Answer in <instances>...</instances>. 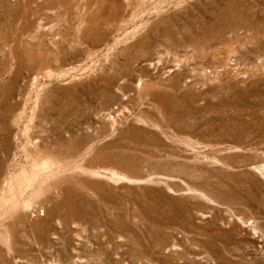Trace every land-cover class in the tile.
Listing matches in <instances>:
<instances>
[{
  "label": "rangeland",
  "instance_id": "obj_1",
  "mask_svg": "<svg viewBox=\"0 0 264 264\" xmlns=\"http://www.w3.org/2000/svg\"><path fill=\"white\" fill-rule=\"evenodd\" d=\"M0 264H264V0H0Z\"/></svg>",
  "mask_w": 264,
  "mask_h": 264
}]
</instances>
